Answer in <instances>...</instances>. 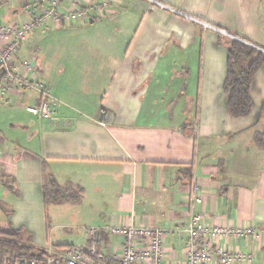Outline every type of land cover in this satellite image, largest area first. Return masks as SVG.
<instances>
[{
  "label": "crops",
  "instance_id": "obj_1",
  "mask_svg": "<svg viewBox=\"0 0 264 264\" xmlns=\"http://www.w3.org/2000/svg\"><path fill=\"white\" fill-rule=\"evenodd\" d=\"M52 1L0 0V24L19 25ZM76 1L86 8L100 0ZM109 1L110 13L37 31L20 50V62L37 60L58 114L47 121L28 113L35 92L3 99L0 230L22 231L21 244L61 263L65 249L78 247L89 264H116L106 251L124 241L110 228L144 223L169 231L166 264H185L183 229L197 187L204 203L195 209L209 223L252 226L258 235L222 243L240 256L236 264H264V148L256 143L264 65L249 116L232 118L224 91L228 42L264 48L263 0H156L182 14L149 0ZM47 174L82 188L81 203L46 204Z\"/></svg>",
  "mask_w": 264,
  "mask_h": 264
},
{
  "label": "built area",
  "instance_id": "obj_2",
  "mask_svg": "<svg viewBox=\"0 0 264 264\" xmlns=\"http://www.w3.org/2000/svg\"><path fill=\"white\" fill-rule=\"evenodd\" d=\"M65 0H53L45 7L39 16L26 19L21 24H0V71L5 70L0 81V88L5 92H35L38 95V103L27 107V112L40 119L52 121L57 119V106L51 90L42 82L38 72L37 60L20 62L18 55L23 45L30 36L37 31L52 32L62 29L63 26H71V21L76 15L87 17L90 11H97L101 16L111 12V2L100 0L86 5V8L78 5L76 0L67 9L63 6ZM155 5L167 8L176 13L159 1L149 0ZM197 22H201L195 20ZM207 27L225 32L207 25ZM235 39L240 40L235 37ZM241 42L251 46L264 54V48L246 41ZM193 207L190 211V220L183 229L188 237L185 256V264H236L241 260L240 256L228 250L222 243L228 239L258 238L252 226L233 228L224 224L221 220L209 223L208 214L195 209V205H203L204 199L200 190L196 187L193 191ZM110 233L121 238L124 243L114 245L106 251V257L116 264H166L167 238L169 231L146 225L144 223L118 225L110 228ZM98 231L90 230L92 235ZM96 253V243L89 250ZM64 263L58 262L48 254L42 259H21L17 264H89L90 259L85 251L78 247L65 249Z\"/></svg>",
  "mask_w": 264,
  "mask_h": 264
},
{
  "label": "trees",
  "instance_id": "obj_3",
  "mask_svg": "<svg viewBox=\"0 0 264 264\" xmlns=\"http://www.w3.org/2000/svg\"><path fill=\"white\" fill-rule=\"evenodd\" d=\"M227 52L224 91L229 97V114L232 118H244L252 112L251 90L257 71L264 65V54L234 39L228 42ZM256 143L264 148V135H257ZM83 191L73 186L61 187L53 176H45L43 195L46 204H80ZM20 237L22 231L0 230V264L5 261L17 264L21 259H42L47 255L31 244H21Z\"/></svg>",
  "mask_w": 264,
  "mask_h": 264
},
{
  "label": "rangeland",
  "instance_id": "obj_4",
  "mask_svg": "<svg viewBox=\"0 0 264 264\" xmlns=\"http://www.w3.org/2000/svg\"><path fill=\"white\" fill-rule=\"evenodd\" d=\"M263 4H264V0H263ZM54 33H56V32H52V33H50V34H54ZM66 64V63H65ZM64 66V65H63ZM53 67H54V69L55 70H57L58 68H60V67H62V63L60 64L58 61H55L54 62V65H53ZM10 93L9 92H5V91H3L1 88H0V105H3V106H5V100H3V99H6L7 97H8V95H9ZM3 103H5V104H3ZM2 106H0V108H1ZM9 110H7L8 112H12V109H10V108H8ZM16 113V112H15ZM21 113H25L24 111H21ZM10 113H8V115H9ZM17 114H19V113H17Z\"/></svg>",
  "mask_w": 264,
  "mask_h": 264
},
{
  "label": "water",
  "instance_id": "obj_5",
  "mask_svg": "<svg viewBox=\"0 0 264 264\" xmlns=\"http://www.w3.org/2000/svg\"><path fill=\"white\" fill-rule=\"evenodd\" d=\"M4 73H5V70L2 69V70L0 71V81H1V78H2V76L4 75Z\"/></svg>",
  "mask_w": 264,
  "mask_h": 264
}]
</instances>
